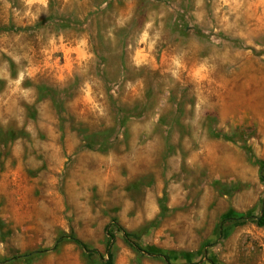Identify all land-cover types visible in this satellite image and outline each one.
<instances>
[{
	"label": "rangeland",
	"instance_id": "rangeland-1",
	"mask_svg": "<svg viewBox=\"0 0 264 264\" xmlns=\"http://www.w3.org/2000/svg\"><path fill=\"white\" fill-rule=\"evenodd\" d=\"M262 163L264 0H0V264H264Z\"/></svg>",
	"mask_w": 264,
	"mask_h": 264
},
{
	"label": "trees",
	"instance_id": "trees-1",
	"mask_svg": "<svg viewBox=\"0 0 264 264\" xmlns=\"http://www.w3.org/2000/svg\"><path fill=\"white\" fill-rule=\"evenodd\" d=\"M263 166H264V163H262V167ZM257 224L259 226H261V227L264 226V206L262 207V215L257 220ZM116 230L122 234L125 243L128 246H130L135 252H137L139 254H142V255H146V256L152 257V258L159 259V260L163 261L165 264H171L170 261H169V258L167 256L154 254V253L146 251L143 247H141L135 241L134 236L132 234H130L127 231L123 230L119 226H116ZM106 236H107V240H108V246H107V260L105 261V264H113V255L111 253V248H112V245H113V242H114V235H113L112 232H110L109 227L106 228ZM70 240L74 244H76L78 247H80L86 254H88L90 256L96 255L94 253V251L89 250L87 248V246H85L83 243H81L80 241H78L74 237H71ZM97 256H100V255L97 253Z\"/></svg>",
	"mask_w": 264,
	"mask_h": 264
}]
</instances>
